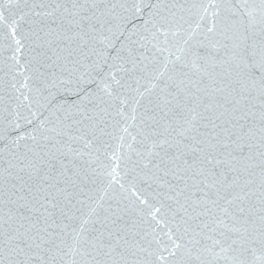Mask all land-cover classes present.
Returning a JSON list of instances; mask_svg holds the SVG:
<instances>
[{
    "label": "snow or ice",
    "instance_id": "snow-or-ice-1",
    "mask_svg": "<svg viewBox=\"0 0 264 264\" xmlns=\"http://www.w3.org/2000/svg\"><path fill=\"white\" fill-rule=\"evenodd\" d=\"M0 264H264V0H0Z\"/></svg>",
    "mask_w": 264,
    "mask_h": 264
}]
</instances>
